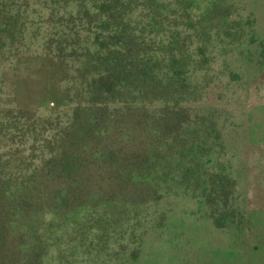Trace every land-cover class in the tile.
<instances>
[{"label":"rangeland","instance_id":"1","mask_svg":"<svg viewBox=\"0 0 264 264\" xmlns=\"http://www.w3.org/2000/svg\"><path fill=\"white\" fill-rule=\"evenodd\" d=\"M148 1L159 17L177 7L165 8L167 0ZM60 5V11L72 8L70 2ZM179 5L185 7L183 25L210 38L206 55L212 58L202 72L208 80L197 101L213 113L217 145L195 149L177 131L165 158L158 159L173 160L164 165L168 174L156 187L123 200L10 211L19 264H264V0H182ZM49 12L0 13L6 24L0 26V43L10 52L3 62L9 77H2L1 86L10 102L5 108L21 109L9 122L15 139L23 133L24 157L31 133L21 128L23 120L54 116L68 99L58 86L72 73L54 67L50 49L68 30L65 25L73 24L82 36L94 21V13L83 20L75 13ZM59 77L65 80L57 84ZM64 123L59 116L43 127L27 165L26 175L37 168L33 181L55 153L44 138L51 140ZM5 127L0 124V136ZM202 130L209 135L206 125ZM4 141L0 169L2 163L17 162Z\"/></svg>","mask_w":264,"mask_h":264},{"label":"trees","instance_id":"2","mask_svg":"<svg viewBox=\"0 0 264 264\" xmlns=\"http://www.w3.org/2000/svg\"><path fill=\"white\" fill-rule=\"evenodd\" d=\"M21 1L8 0L5 9L0 5V13L10 9L34 13L48 8L49 13H75L83 20L94 13V21L82 36L73 24L65 25L68 30L50 49L56 56L54 67L72 73L58 86L59 93L68 99L54 116H35L30 123L23 120L21 128L31 133L26 157L22 154L23 133L15 139L9 122L21 109L5 108L10 102L1 81L9 77L3 72V62L10 52L0 43V124L7 125L0 141L5 139L3 143L13 150L17 161L2 163L0 169V264H19L16 256L20 249L11 233L10 211L24 214L31 208L123 200L156 187L158 179L168 174L164 165L173 160L172 156L161 162L158 159L161 155L165 158L178 138L177 131L189 146L195 143V149L200 144L217 145V133L212 134L216 131L213 113L203 110L197 101L208 80L202 72L212 58L206 55L210 38L183 25L182 0H167L165 8L174 3L177 7L165 17L156 15L148 0ZM62 2H70L72 8L60 11L62 5L58 4ZM155 16L157 20L151 23ZM1 25H6L3 20ZM65 47H71L68 54L63 53ZM67 57L71 64L65 61ZM64 80L59 77L54 82ZM59 116L64 125L56 136L43 142L55 145V153L44 162L43 175L33 181L37 168L26 175L32 152L48 120ZM204 125L210 131L208 136L202 132ZM6 130L11 134L9 140L4 137Z\"/></svg>","mask_w":264,"mask_h":264},{"label":"water","instance_id":"3","mask_svg":"<svg viewBox=\"0 0 264 264\" xmlns=\"http://www.w3.org/2000/svg\"><path fill=\"white\" fill-rule=\"evenodd\" d=\"M21 2L26 3L25 0H22ZM6 4H8V0H0V5L2 9L6 8Z\"/></svg>","mask_w":264,"mask_h":264}]
</instances>
